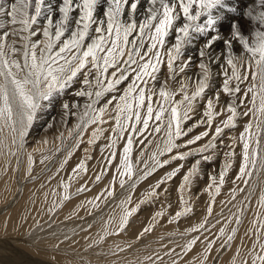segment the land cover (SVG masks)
Segmentation results:
<instances>
[{"label": "snow or ice", "instance_id": "1", "mask_svg": "<svg viewBox=\"0 0 264 264\" xmlns=\"http://www.w3.org/2000/svg\"><path fill=\"white\" fill-rule=\"evenodd\" d=\"M141 2L142 0H61L57 5L56 0H0V131L9 129L12 143H16L18 138L22 148L24 138L40 119V114L59 103L62 118L77 116L79 122L75 129L78 130L79 137L89 124L105 123L104 116L108 113L109 106L114 105L116 128L113 131H118L121 136L128 127L133 132L142 133L148 129L150 120L155 118L156 121H162L165 114L169 113L165 125L167 140L164 151L171 153L173 149L194 145L208 137L209 132H200L188 139L186 144L176 141L192 132L191 127L185 131L182 125L192 119L190 113H195L198 99L204 100L211 90V65L222 58L221 55L214 57L212 50L219 46L221 53L227 50V68L221 65L225 78L222 88L214 94L215 99L207 98V107L203 113L206 120H200V123H206L211 128L214 118L221 111L226 110L229 115L226 120H222V126H215L214 135L207 143L171 157L172 160L201 157L195 159L183 175V183L180 185L183 192L192 186L194 179L200 174L202 160L209 162L215 159L216 153L213 150L217 149V141L224 136L225 129L235 128L237 117L249 114L247 111H237L235 99L225 101L226 109L215 110L214 104H219L221 93L235 97L242 91L241 84L250 80L247 92L251 93L253 114L259 112L262 117L257 122V127L264 125V0H239L235 5L230 0H147L143 19L138 21L137 12ZM101 8L102 15H98ZM126 10L127 19H124ZM77 12L78 15L74 16ZM56 13L59 16L54 20ZM252 22L258 27L251 33L252 39H249L245 32ZM134 33L137 34L136 39L130 40ZM173 35L174 43L166 47L169 43L167 38ZM146 41L147 49L142 51ZM194 42L200 57L197 65L199 79L191 94L187 91V78L181 81L182 99L174 101L175 94L168 89L167 81L157 92L158 74L162 71V65L166 68L168 79L175 80L177 75L184 73L190 67L192 59H184L185 50L193 46ZM234 43L242 46L247 54L246 60L233 54ZM129 44L131 50L126 52ZM161 50H164L163 53ZM125 55L127 59L123 60ZM121 61L127 67H121ZM233 81L236 82L234 86ZM73 87H76V91L72 99L88 98L83 112L74 111L80 106L64 99ZM157 94L168 107L161 105L154 112L153 96ZM145 107L146 114L141 111ZM133 120L135 123H132ZM141 124L142 127L138 128L137 125ZM48 127L52 125L49 124ZM251 128V124L247 125V135L242 133L240 136L243 152L238 179L251 177L253 172L249 169H257L258 163L259 171L264 172V156H260L258 160V148L250 151ZM154 130L160 132L161 126L157 125ZM103 131L102 128L96 129L88 143L92 144ZM69 136H72V131H69ZM132 143L133 138L129 136L127 146L123 149L125 155L120 160L129 175L131 167L127 164V154L131 151ZM256 143L259 146V141ZM79 144L80 140L77 139L76 147ZM115 144L116 141L113 140L109 147ZM204 153L211 154L202 155ZM68 155L71 156L72 153L69 152ZM224 155L226 160L219 171L218 182L221 185L225 182L229 169L233 167L235 153L229 151ZM115 156L116 153L113 152L112 157ZM32 163L29 155V175ZM156 163L160 162L157 160ZM163 163L167 164L169 161L165 160ZM183 167L184 165L177 167L166 179L171 180ZM77 168L85 170L84 162L81 161ZM96 179L99 180L100 177L97 176ZM211 179L213 184L217 183L216 176ZM164 182L161 180L156 187L159 188ZM244 183L247 184L248 181L245 180ZM64 189L67 193L68 186L64 185ZM216 191H219V187ZM64 199L67 200L68 196L65 195ZM181 202L187 203L183 197ZM261 204L264 206V193L261 194ZM136 210L134 208L121 217L120 231L125 229L129 217ZM191 210L190 207L185 208L176 215L179 217ZM53 211L54 209H49L50 213ZM149 230L146 228L144 231ZM221 232L223 233V229ZM235 232L233 229L234 234ZM232 239L233 236L228 237L229 241ZM195 243L196 240H192L187 245L188 250ZM208 248H211V244ZM261 248L264 250V245ZM146 259L150 260L151 257ZM257 260L264 264V255L254 256L253 264Z\"/></svg>", "mask_w": 264, "mask_h": 264}, {"label": "bare ground", "instance_id": "2", "mask_svg": "<svg viewBox=\"0 0 264 264\" xmlns=\"http://www.w3.org/2000/svg\"><path fill=\"white\" fill-rule=\"evenodd\" d=\"M60 2L61 0H56L57 5ZM142 2L143 5L138 8L141 13L137 14V19L139 20L143 18L142 14L147 7V3L144 5L146 1L143 0ZM56 15L59 14L56 13ZM73 15L75 16V14ZM76 15H78V12ZM124 19H127V10ZM252 25L256 26L257 24L252 22ZM136 35L135 33L133 39H136ZM172 37L174 40V35ZM172 37L167 38L169 42ZM239 46L238 43H234V49ZM194 48L195 50L192 53H197L198 55L196 42L186 50ZM217 51V47L212 50L214 57L218 55ZM225 51L227 50L225 49L224 53ZM188 57L192 58L193 56L189 55ZM199 59L200 57L193 60V63L190 61V67L188 68L190 72L194 73L195 78L199 77V69L197 67ZM219 64L220 61L212 63L213 75H220L222 64ZM188 78L190 80L194 79L190 75H188ZM165 81H167L166 78H164L162 84ZM218 83L221 82L219 81ZM66 119L68 120V118ZM38 124L40 123L38 122ZM75 125L76 122L71 123L70 129ZM243 134L247 135V133ZM263 134L264 130L261 134V140L264 138ZM33 135L29 136L27 143L34 141L35 144L42 146L44 144L43 138H37ZM226 137L228 136L226 135ZM225 142L223 136L217 141V145L224 149L226 148ZM165 143L163 142L164 145ZM12 144V146L18 147L19 143ZM240 144L243 149V141L240 140ZM34 145L30 144L27 146L26 144V147L23 146L22 152L25 154L20 156L19 161H14L15 157L13 158L10 153L7 157L2 154L3 152L0 153V264H154L155 262V264H173V262L175 264H253L254 256L264 255V250L261 248V245H264V227H261V225H264V206H262L260 199H258L260 202L256 205L258 206L257 209L254 210L252 205L245 208L243 216L239 218V222L233 218V221L230 222L231 225L227 223L228 225L225 227L224 222L219 221L218 223L217 220L213 219L215 223L211 222L212 225L209 223L211 225L210 228L199 235V231L204 228V226L200 227V225L208 224V222L204 223V219L201 217L206 210L209 211L208 208L210 207V196L206 200L208 195L201 193L200 190L196 195L197 205L199 206L196 211L189 214V217L186 216L188 212L181 215L180 219L186 217L183 220H178L177 224H172L175 222L173 219L177 218V215L172 217V219L170 217V223H168V213H172L168 209V205H170L168 200L171 199V206L174 209L182 204L178 212H183L185 208L189 207L188 201L191 198V194L186 189L183 192L181 191L180 185L183 183V178L180 179L179 176L182 175V172L184 174L187 173L188 167L192 164L190 159L186 160L185 166L176 174L179 179L174 176L171 182L169 181L170 184L165 181V177L179 167L178 164H181L180 161L171 159L173 155L180 151H177L178 149H175L174 151H177V153L171 156L157 159L162 163L161 165H164L163 162L165 160H171L173 164H176L174 167H161L162 170L158 171L156 170L159 168L157 164L155 169L146 168V170H142L134 159L136 164L134 163L133 166L136 170L134 171L133 179L129 180L130 175H127L118 183L115 180L116 176L126 170L125 166L120 163L121 158L124 156L123 148L121 156L114 163V169L110 170L108 168L107 170L103 168L99 171V175L97 171L98 165L94 164V162L90 163L91 157H88L87 154V160L84 163L85 170L80 169L81 172L74 178L70 174H73V169L77 167L78 160L70 157V161H67L70 162V166H68L65 176L67 175L69 179L71 177L74 179L72 178L66 182L64 180L65 176L62 175L64 170L60 171L59 169L58 171V166L57 168L54 167L55 172H48V168L42 172L39 171L28 175V156L31 155L34 162V154L38 152L36 151V145ZM258 152L262 153L260 147ZM47 153L44 154L43 152V158L49 155ZM99 159L101 158L99 157ZM176 161L178 164L175 163ZM207 164V162H203V166ZM92 165L93 167H90ZM50 169H52V166H50ZM97 176L100 177L99 180L96 179ZM141 180H143L142 183L138 185ZM161 180L165 182L157 188L156 185ZM121 182H123V185H121ZM195 183L199 184V176H197ZM164 184L171 187L170 193H164V187L166 186H163ZM64 185L68 186L67 193ZM82 188L86 191L72 196V194ZM261 189L260 193H264L262 182ZM153 192L155 195H152ZM109 193L112 194L109 195ZM127 194H129V198H125ZM131 194L133 197L130 196ZM65 195L68 196L67 200L64 199ZM182 197L187 203L181 202ZM133 199L134 201L139 199L138 203H143L141 202L142 200L146 201L147 208L145 206L143 211L134 212L129 217L125 229L120 231L121 217L126 212L138 208V203L134 207ZM228 206L226 205L224 210H228ZM50 208L54 209L51 213L49 212ZM157 213H161V215H157ZM200 219L201 224H196L195 222L200 221ZM63 222H66V224L61 226ZM146 228L150 230L144 231ZM194 228L196 231H192ZM222 229L223 233L221 232ZM233 229L236 230L235 234ZM142 232L143 235L141 236L140 233ZM108 233L112 234L108 235ZM229 236H233L231 241L228 240ZM101 237H103V240H101ZM178 238L181 242H189L196 238V243L192 249L187 252L184 251L186 252L185 254L178 252L176 255H168L170 239V242L175 244ZM138 243L141 244L138 249H130L135 248ZM172 243L170 244L173 247ZM209 244H211L210 249L208 248ZM119 249H124V251ZM163 253H165V256H160ZM205 256H207V259H205ZM146 257H151V259H146ZM256 264H260L259 260L256 261Z\"/></svg>", "mask_w": 264, "mask_h": 264}, {"label": "rangeland", "instance_id": "3", "mask_svg": "<svg viewBox=\"0 0 264 264\" xmlns=\"http://www.w3.org/2000/svg\"><path fill=\"white\" fill-rule=\"evenodd\" d=\"M144 1H146V2H144V5H145V3H147V0H144ZM9 2H12V0H9ZM230 3H233L235 5V4L239 3V0H230ZM141 5H143V2L141 3ZM240 6L242 7L243 5L241 4ZM102 11H103V8L100 9V12L98 13V15H102ZM140 13H141V10H138L137 14H140ZM74 14L76 15L77 13H74ZM58 16L59 15H55L54 20L58 19ZM141 19H143V18H141ZM137 20L139 21V19H137ZM41 23H43V21H41ZM257 27H258V25L253 26L251 24V27L248 30H246L245 34L249 36V39H252L251 33L254 32ZM134 35H135V33L129 39L130 40L133 39L135 37ZM41 39H42V37H41ZM170 40L171 41L166 45V47L171 46V44L174 41L173 37ZM147 43L148 42L146 41L145 49H142V51H146ZM129 50H131V44L128 45L126 52ZM194 50H195V48L192 50H185V56H184V58H188L189 55L193 56L191 59L192 63H193V60L199 58L197 53H192V51H194ZM217 50H218L217 51L218 55L220 54L222 56V58L219 60L220 64L224 65L227 68V64H226L227 51H225V53L223 51V53L221 54V50H220L219 46H217ZM161 51L163 53L164 50H161ZM234 53H236V54H234ZM233 54L238 56V57L240 56V57L244 58L245 60L247 59V54L244 52L241 45L238 48L233 50ZM224 57H225V59H224ZM163 58L166 61V59H167L166 56H164ZM122 59L126 60L127 55H125ZM137 59H139V58L137 57ZM146 59H147V57H146ZM199 61H200V59L197 61V63H199ZM179 63L180 62L178 61L177 65H179ZM120 66L121 67H127V65H124L122 63V61H121ZM132 67H135V65H132ZM161 68H162V71H161V73L158 74L159 75V81L156 84L157 92L159 89L158 86L161 85L164 78H166L167 83H168V89L175 94L173 97V100L178 101V100L182 99V93L180 92L181 81H185V79L187 78V81H186L187 85H188L187 91L189 94H191V92L195 88V85H196L199 77L195 78L194 73L190 72V69H188L189 67L185 70L184 73L177 75L175 80L167 78L168 74H167V71H166V68L164 67V65H162ZM110 71H111V69H110ZM228 71L230 74L231 69L229 68ZM242 71H243V69H242ZM219 73H220V75L219 74L213 75L214 80L212 78L211 90L208 91L207 97L203 101L198 99V102L196 103L195 113H190V115L192 116V119L189 121H186L182 125V128L185 131H187L188 127H191L192 132L188 133L187 136L180 137L177 140V143L186 144V141L188 139L193 138L195 135H198L200 132H203V131H208L209 136L203 138L201 141H197L196 144H194V145H190L188 147H182L181 149H178L177 151H179V150H180L179 152L186 151V150L189 151L192 148L201 147L203 144L207 143L209 139H211L212 135H214L215 126H217V125L222 126V123H221L222 120L227 119L229 113L226 110H223V111H221V114L219 116H216L214 118L213 126L211 128H209L206 123H204V124L200 123V120H206V118L203 116V113L207 107V98L215 99V97H214L215 92L222 88V82H223V79L225 78L223 76V69ZM188 75L192 76V78H194V79L190 80V78H188ZM219 81L221 83H218ZM235 83L236 82L233 81L232 86H234ZM250 84H251L250 80L244 81L241 84V89H242L241 93H238L235 97H229L227 94L221 93V99H220L219 104H214L215 110L220 111L221 109H226L225 101L230 102L232 99H235L236 104H237V111L238 112L247 111L249 114L247 116H244V115L238 116L236 119L235 128L225 129L224 140L226 141L225 142L226 148L221 149L222 147L218 146L217 149L213 150L216 153L215 159L213 161L207 162L208 164L206 166H203L204 161L201 162V165H202L201 171H200V174L198 175L199 176V184L195 183V180L197 178L196 177L194 179L192 186L190 188H186V191H188V193L191 194V198L189 199L188 204H189V207L192 209L191 210L192 212L188 211V214L186 216L193 213V211H196V209L199 207L197 205L198 200H196V198H197L196 195L200 190H201V193L208 195V196H206V200L209 199V196H210V201H209L210 207L209 208H211V211L209 212L206 210L201 217L204 219V223L208 222V224L203 225L204 228H202L199 231V235H201L202 232L207 231L210 228V226L212 225L211 222L212 223L214 222L213 219H215V221L217 220L218 223H219V221L224 222V225L226 227V225H228V224L231 225L230 222L233 221V218H234V220L239 221L240 220L239 218H241L240 216H243L244 210L246 207L248 208V206L252 205V208L254 206L253 209L255 210L258 208V206H256V205H258V203L261 201L260 195L263 192L260 193L261 192L260 190H262L261 189V182H262V185H264V183H263L264 172L259 171V163L257 164V169H251V168L249 169V171L253 172V175L251 177L244 176L242 179L237 178L239 176V166H240V163L242 162V152H243V149L241 148V144H240V136L242 133H245V128L247 127V125H249V124L252 125V128L250 130L252 135L249 138L250 139L249 140L250 151L252 149H257V148L259 151V147H260L262 150V153L260 154L258 152L257 159L259 160L260 156H264V138H263V140H261V134L263 133L264 125H261L260 128L257 127V122L259 120H261L262 117L260 116L259 112H255V114H253L254 109H253V104L251 102V93L247 92V89L250 86ZM76 87H79V86H76ZM76 87H73V89L69 90L68 95L66 97H64V99L70 103H75V104H78L80 106L79 109H76L74 111L83 112L84 104L88 102V98L87 97H75V99H72V95L76 91ZM120 94H122V92ZM153 98H154L153 99L154 112H155V110H158L161 105L168 107L167 104H164V101L162 100V98H160L158 96V94L154 95ZM159 98H160V100H159ZM258 103H259V101L257 100V104ZM99 106H101V105H97V107H99ZM141 111H142V113L146 114V107L144 109H142ZM60 112H61V109H60L59 103H56L54 106L46 108L45 111H43L40 114V119H38L34 123L33 127L29 130L28 135L24 138L26 140V142L24 140V142H25V146L23 145L24 147H26V144H27V146H29L30 144L31 145L35 144L34 141H29L27 143V139L29 138V136L31 134H34L35 137H37V138L38 137L43 138L42 141L44 142V144L42 146L35 144L37 147V150L36 149L35 150L38 151L39 153L36 152L35 153L36 155L34 154L35 158H34V162L32 164L33 167H32L31 174H35L36 172H39V171L42 172L44 170H47L48 168H49V170H47L48 172H50V173L55 172L56 170L54 167L57 168V166H58L57 170L58 171H59V169H60V171L64 170V173L62 175L65 176L66 170H68V166H70V162L64 163V161L65 160L68 161L70 159V157L74 158V159L78 160V164H77V166H78L81 163V161H83L85 163V161L87 160V154H88V157H91L90 163L94 162V164L98 165V167H97L98 168V170H97L98 175H99V171H101L103 168H106L107 170L109 168L110 170H112V169H114V165H115L114 163L118 160L119 156H121L122 148L124 149V147L127 146V138L129 136H131L133 138V143L131 145V151L127 154L128 155L127 158L129 159V161L127 159V162L128 163L130 162L129 164L128 163L127 164L130 165V167H131V174L129 176V174L127 173L126 170L124 172H122L124 174L120 173L115 178L116 183H118L120 180H122V178H124V176L126 177L127 175L130 177L129 180H131V178L133 179L134 171L136 170V168L133 166L135 163L134 159L136 160V163L139 165V167L142 170H146V168L155 169V167H157L155 165H157L156 161L158 158H162V157L164 158L165 156H171V155L177 153V151H174L175 149H173V151H172L174 153L167 152L168 154L166 153V151L163 150V149H165L164 148L166 145L165 141L167 140L166 139L167 136H166V132H165V125L167 123L169 113L165 114L162 121H156L155 118L150 120L148 129L144 130L142 133L141 132H133L131 130V128L128 127V128H126L124 134L121 136L118 131L117 132L113 131V129L116 128V121H115L116 112L114 110V105H110L108 113H106L104 116L105 123L100 124L98 122L96 124H89L87 126V128L83 131V133L79 137H77V131L78 130L75 129V126L70 129L71 123L76 122V124H77L79 122L77 116L76 115H68V116H64L62 118L60 115ZM198 113H200V114L197 115ZM66 118H68V120ZM63 121H65V122H63ZM38 122L40 124H38ZM132 123H135V121L133 120ZM49 124H51L52 127H48ZM157 125L161 126L160 132H156L154 130ZM137 127L138 128L142 127V124L137 125ZM98 128H102L104 130L103 134L99 135L98 138L92 144H89L88 141L93 138V132L96 131V129H98ZM69 131H72V136H69ZM232 132L234 133V135ZM254 133H256L255 137H254ZM226 135L228 137L225 138ZM263 136H264V134H263ZM45 137H46V139H45ZM77 139L80 140L79 147H76V140ZM162 139H163V141H162ZM11 140H12V134L9 131V129L4 128L3 131H0V153L3 152L2 154L5 155L6 157L10 153L11 156L13 155V158L15 157L14 161H16V160L19 161L20 156L21 155L24 156V154H25L24 152H22L23 151L22 148H24V147H22V148L20 147V145H19L20 142H19L18 138L16 140V142L19 143L18 147H14L15 145L12 146L13 144H12ZM113 140L116 141V144L113 147H109V145L112 144ZM256 141H259V146H257ZM163 142L165 143V145L163 144ZM161 147H162L163 152L161 150ZM8 149H9V151H8ZM229 151H232L235 153V156L233 158V167L231 169H229V171L225 177V182L221 185L218 182L219 181V171L223 167L225 160H226V157L224 154L229 152ZM43 152H44V154L48 152L47 154H49V155H46L43 158ZM69 152L72 153L71 156L68 155ZM113 152L116 153V156L114 158L112 157ZM161 152L163 154L164 153L165 154L163 156L162 155L159 156L161 154ZM16 153H17V155H16ZM154 154H155V159H153ZM207 154H211V153H204L202 155H207ZM17 156H19V157L17 158ZM45 157H47V158L45 159ZM99 157L101 159H99ZM200 158H201L200 156H197V157H192V158L190 157L188 159H190L191 163H194L195 159H200ZM43 160H45V161H43ZM41 161H43V163H41ZM170 161L171 160H169V163H167V164L163 163L164 165H161L162 163L159 161L160 162V164H158L159 168H157L156 170L161 171L162 168H165V167H174V165H176V164H173L172 161L170 164ZM179 161L181 164H178ZM178 162L176 161L175 163H177L179 167L181 165L185 166L186 160H178ZM61 165H64V167L59 168V167H61ZM50 166H52V169L54 171L52 169H50ZM90 167H93V165ZM75 169H76V171L75 172L73 171V174L72 173L70 174L74 178L76 177V175L79 172H81V170L79 168L76 167ZM158 171H156V172H158ZM28 175H29V173H28ZM182 175H185L184 172H182ZM182 175H179L180 179L183 178ZM179 176L176 175L175 178L179 179ZM212 176L217 177V183L216 184H213L212 179H211ZM73 177H71L70 179H72ZM70 179L67 177V175L64 177V180L66 182H68ZM245 180L248 181L247 184L244 183ZM142 181L143 180L138 182V185L140 183H142ZM165 181H168V184H170L169 181L171 182V180L166 179V177H165ZM208 184L212 185V186L207 187V186H209ZM203 185H205V186H203ZM163 186H165L164 187V193L165 194L170 193L171 187L167 186V184H164ZM217 187H219L218 192L216 191ZM79 190L80 191H76L74 194H72V196L76 195V193L80 194V193H83L86 191V190H83V188L79 189ZM203 191H205V192H203ZM256 191H258V192H256ZM212 195L214 196V198ZM130 196L133 197L132 194ZM125 198H129V194H127ZM251 198H252V200H251ZM134 199L132 200V202L134 201ZM258 199H260V201ZM138 200L139 199H136L133 202L134 207L137 205L136 203H138L137 202ZM255 200H256V202L254 203ZM168 201H170V205H168V207H169L168 209H170L169 210L170 212L172 211L171 214L173 215L172 216L170 213H168V223H170L169 218L171 217V219H172V217L176 216V212L178 213V211H180L179 207L182 206V204L180 206L176 207L177 209L176 208L174 209L173 206H171L172 205L171 199ZM141 202H143V203H138V205H137L138 206V208L136 210L137 212L139 210L143 211V208L146 206V201L142 200ZM190 205H192V206H190ZM226 205H229L228 206L229 209L227 207L228 210H224ZM146 208H147V206H146ZM209 208H208V210H209ZM217 208H219V210H217ZM225 211H227V212L225 213ZM185 217L184 218L182 217L181 219L183 220V219H185ZM181 219L179 216V217L173 219V221H175L174 223H172L173 221L171 223L172 224H175L176 222L178 223ZM200 222H201V219H200V221L195 222V223L197 224ZM217 222H216V224H218ZM209 223L211 225H209ZM65 224H66V222H63L61 224V226L65 225ZM194 239L196 240V238H194ZM170 241H171V239H170ZM170 241L168 243V245H169L168 246L169 247L168 248V255H172V254L176 255V254H178V252H180L181 254L183 252L185 254L188 251L187 245L192 240L189 242H187V241L181 242V240H179V238H178L176 240L175 244H174V242L172 243ZM170 243L173 244V247ZM140 245L141 244L138 243L137 245H135L136 246L135 248H130V249H138V247H140ZM194 245H192L191 249L194 247ZM184 251H186V252H184ZM160 256L164 257L165 253L161 254ZM174 257H176V256H174ZM160 260H158V261H160Z\"/></svg>", "mask_w": 264, "mask_h": 264}]
</instances>
